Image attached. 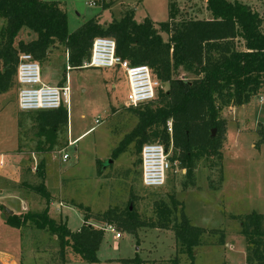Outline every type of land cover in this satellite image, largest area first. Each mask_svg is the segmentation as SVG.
Returning a JSON list of instances; mask_svg holds the SVG:
<instances>
[{
	"label": "rangeland",
	"instance_id": "obj_1",
	"mask_svg": "<svg viewBox=\"0 0 264 264\" xmlns=\"http://www.w3.org/2000/svg\"><path fill=\"white\" fill-rule=\"evenodd\" d=\"M236 1L264 17V0ZM60 3L67 12L69 31L101 12L106 21L119 19L126 11L132 12L138 22L145 17L167 21L171 3L176 4L177 18H211L205 0H60ZM4 25L5 20L0 19V42ZM35 37L34 32L23 28L16 39L29 41ZM162 37L166 39L167 35L162 33ZM65 55L64 46L54 43L39 64L42 80L48 84L59 85L67 76L65 129L47 130L39 135L36 112H22L17 106L16 83L0 93V191L26 198L28 206L22 212L43 211L47 207L50 216L64 221L71 231L84 223L85 209L100 213L108 208L123 209L129 204L143 221L150 222L156 219L155 202L163 201L173 208L176 201V216L183 208L192 225L205 229L200 244L194 248L193 264H246V239L240 232L238 218L231 215L264 212V141L254 145L259 139L258 129L264 126V93L221 112L227 120L221 148V181L220 165L216 158H211L196 163L194 185H183L185 173L177 170L170 171L162 187H144L140 151L136 152L133 143L115 158L111 156L137 122V117L123 106L128 87L121 70L95 67L66 70ZM179 76L184 73L180 71ZM84 131L72 145H67L68 137L74 139ZM64 153L66 160L62 159ZM40 161L45 189L51 197L48 205L31 188L41 182L36 173ZM1 201L6 203L5 199ZM19 206H14L15 211ZM4 207L7 208L5 204ZM34 231L32 243L41 242V251L45 250L40 261L55 264L51 259L53 251L60 247V240L45 231ZM116 231L115 228L105 231L97 251L98 262L77 260L69 264H120V259L136 255L144 264L191 262L186 253L179 252L172 230L144 226L136 233L119 231L120 237L115 239ZM222 231L224 241L220 244ZM69 256H73L70 250ZM24 262L36 264L26 253Z\"/></svg>",
	"mask_w": 264,
	"mask_h": 264
},
{
	"label": "trees",
	"instance_id": "obj_2",
	"mask_svg": "<svg viewBox=\"0 0 264 264\" xmlns=\"http://www.w3.org/2000/svg\"><path fill=\"white\" fill-rule=\"evenodd\" d=\"M205 2L211 14L208 19L177 18L176 4L171 3L167 21L154 22L145 17L138 22L132 12L126 11L106 25L93 16L69 31L67 14L57 1L0 0V19L5 20L0 42V93L16 83L20 53H30L40 64L49 48L61 43L67 53L65 67L80 68L89 57L92 40L98 36L110 37L115 41L119 57L131 65H147L160 82L153 100L127 108L137 117V122L111 156L115 158L131 143L139 152L143 144L159 142L166 149L171 145V161L176 160L185 169L183 185L195 184L194 170L201 159H217L221 181V148L227 123L221 112L264 93V17L236 0ZM23 28L34 32L36 37L29 41L17 40ZM162 33L167 35L166 39ZM180 71L184 76H179ZM64 81L65 76L59 85ZM35 120L39 135L47 130L55 132L67 127L68 111L64 106L36 111ZM258 134L256 146L264 141V126L258 129ZM36 173L41 182L31 188L48 205L51 197L45 189L42 161ZM155 204L156 219L150 222L143 221L135 208L127 204L123 209L108 208L100 213L85 209L84 223L75 231L61 219L52 218L47 207L43 211L10 214L6 223L16 228L29 226L56 236L60 247L51 259L55 264H66L72 259L98 262L97 251L105 224L129 233H136L144 226L172 230L179 252L186 253L193 264L194 248L200 244L205 229L192 225L183 208L176 216V204L173 208L163 201ZM231 217L238 218L240 232L246 239V264H264V213L252 211ZM223 241L222 231L219 243ZM119 261L120 264H144L137 255Z\"/></svg>",
	"mask_w": 264,
	"mask_h": 264
},
{
	"label": "built area",
	"instance_id": "obj_3",
	"mask_svg": "<svg viewBox=\"0 0 264 264\" xmlns=\"http://www.w3.org/2000/svg\"><path fill=\"white\" fill-rule=\"evenodd\" d=\"M81 67L114 69L120 68L126 77L128 91L124 107H135L151 101L156 96L160 82L155 79L147 65H131L115 52V41L110 37L98 36L92 40L89 57ZM67 68H70L69 66ZM18 84L17 106L22 112L55 110L68 104L67 80L62 85H50L42 80L39 63L30 53H20L15 75ZM67 79V78H66ZM95 123L99 121L96 119ZM170 126V123H168ZM172 147L168 149L159 142L142 145L140 150L141 183L144 187H162L171 172L184 168L176 160L171 161ZM66 160L67 155L62 154ZM115 228L105 224L104 231ZM117 230L114 238L118 239Z\"/></svg>",
	"mask_w": 264,
	"mask_h": 264
},
{
	"label": "crops",
	"instance_id": "obj_4",
	"mask_svg": "<svg viewBox=\"0 0 264 264\" xmlns=\"http://www.w3.org/2000/svg\"><path fill=\"white\" fill-rule=\"evenodd\" d=\"M54 1H57L59 3L60 7L62 9H64L60 3V0H54ZM109 3H110V1H109ZM91 4H93V2H91ZM66 14H67V12H66ZM93 16H97L98 22L101 23L102 25H106L107 23L110 22L109 20H107V21L103 20L102 12L97 13ZM86 20H84V21H86ZM151 20H153V19H151ZM153 21L159 22L156 20H153ZM66 58H67V53L65 55V61H66ZM67 67L68 66L65 67L66 70H68ZM117 70H121V69L117 67ZM121 72L123 74L124 81L127 84L125 74L122 70H121ZM66 78H67V76L65 74V79ZM50 85H52V84H50ZM16 87H17V92H18V84L17 83H16ZM127 87H128V85H127ZM232 108H233V106H229V108L227 110H231ZM86 131H88V130H86ZM86 131L82 132L81 134L76 136L74 139L70 140L68 137L67 138V141H68L67 145L68 146L72 145L74 143V141L78 137L82 136ZM0 168H2V165H0ZM19 197H21V196H18L17 193L12 194L9 192H4L2 190L0 191V199L6 200V203H3L2 201L0 202V206L2 205V209H0V264H24L25 263L24 262V254L25 253L27 256L29 255L30 260H31V258L34 260V263L42 264V262L40 261V258L42 256L41 254H44L45 250L43 249V251H41L42 248L39 246L41 244V242H40V244H39V242L32 243L33 242L32 236L34 234H36V233H34L35 232L34 229L30 228L29 226L16 228V227L10 226L9 224L6 223V218L10 214H7L4 211V204H5V206H7L8 209H10L12 211V214L13 213L19 214V213H22V211L24 209H27L28 200L26 198L22 199ZM16 204L17 205L19 204L20 206H19V210L15 211L14 206ZM61 205L63 206V204H61ZM261 213H264V212H261ZM53 238H56V236H53ZM55 252L56 251H53V254ZM72 261H77V260L72 259V260L68 261L66 264H69Z\"/></svg>",
	"mask_w": 264,
	"mask_h": 264
},
{
	"label": "water",
	"instance_id": "obj_5",
	"mask_svg": "<svg viewBox=\"0 0 264 264\" xmlns=\"http://www.w3.org/2000/svg\"><path fill=\"white\" fill-rule=\"evenodd\" d=\"M215 132V129L212 130V134H214ZM131 208V207H130ZM4 211L7 213V214H12V211L6 207H4Z\"/></svg>",
	"mask_w": 264,
	"mask_h": 264
}]
</instances>
